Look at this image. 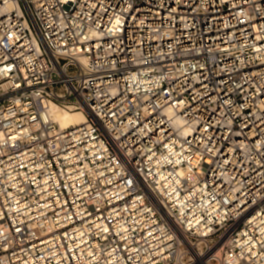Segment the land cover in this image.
I'll use <instances>...</instances> for the list:
<instances>
[{
    "label": "built area",
    "instance_id": "built-area-1",
    "mask_svg": "<svg viewBox=\"0 0 264 264\" xmlns=\"http://www.w3.org/2000/svg\"><path fill=\"white\" fill-rule=\"evenodd\" d=\"M0 264H264V0H0Z\"/></svg>",
    "mask_w": 264,
    "mask_h": 264
},
{
    "label": "bare ground",
    "instance_id": "bare-ground-1",
    "mask_svg": "<svg viewBox=\"0 0 264 264\" xmlns=\"http://www.w3.org/2000/svg\"><path fill=\"white\" fill-rule=\"evenodd\" d=\"M51 114L54 120H56V122L61 127L82 125L87 120V117L84 113L77 111L61 110L55 106L52 107Z\"/></svg>",
    "mask_w": 264,
    "mask_h": 264
}]
</instances>
